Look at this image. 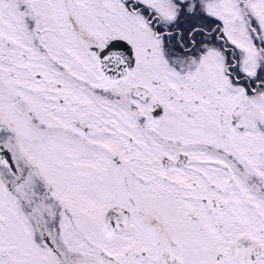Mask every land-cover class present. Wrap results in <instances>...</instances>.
Masks as SVG:
<instances>
[{
	"label": "snow or ice",
	"instance_id": "1",
	"mask_svg": "<svg viewBox=\"0 0 264 264\" xmlns=\"http://www.w3.org/2000/svg\"><path fill=\"white\" fill-rule=\"evenodd\" d=\"M0 264H264V0H0Z\"/></svg>",
	"mask_w": 264,
	"mask_h": 264
}]
</instances>
